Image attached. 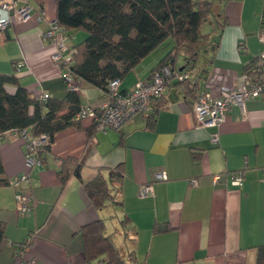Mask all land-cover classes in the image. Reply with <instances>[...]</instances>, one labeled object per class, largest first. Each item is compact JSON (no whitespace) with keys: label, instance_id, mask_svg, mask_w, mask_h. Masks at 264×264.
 Wrapping results in <instances>:
<instances>
[{"label":"crops","instance_id":"0c3cea01","mask_svg":"<svg viewBox=\"0 0 264 264\" xmlns=\"http://www.w3.org/2000/svg\"><path fill=\"white\" fill-rule=\"evenodd\" d=\"M32 2L36 10L0 29V72L16 75L35 96L48 92L52 98H63L69 87L52 59L55 47L45 37L57 17L56 0L43 1L41 20L40 5ZM214 8L224 24L212 23L217 46L205 48L198 62L188 67L183 55L177 59L195 87L193 94L186 93V81L175 80L151 110L134 115L119 130H98L90 144L84 129L70 126L59 131L44 153V165L31 171L27 190L35 206L29 214L18 213L17 190L0 185V222L5 230L0 264H20L17 246L29 239L25 257L36 258L35 264H86L80 230L98 219L106 223V233L126 260L130 253L135 255L128 264L256 263V247L264 244V98L248 100L244 110L233 106L217 128L197 127L193 106L202 90L245 85L248 65L263 47L258 35L264 26V0H226ZM86 36L78 32L70 42L75 45ZM171 44H162L144 58L122 79L121 88L148 79ZM19 60L25 66L17 71ZM7 89L14 92L16 87ZM78 94L81 106L98 105L107 91L81 81ZM93 123L82 120L86 128ZM216 131L218 144L211 140ZM86 150L81 177L72 175L63 185L58 174L63 161L79 158ZM25 151L15 130L0 139L3 178L28 170ZM121 163L125 175L116 197L121 203L96 208L85 183L100 170L107 176L109 168ZM238 170L245 171L244 182L234 186L231 173ZM158 172L166 178L156 179ZM145 183L153 185L154 194L140 197L139 187Z\"/></svg>","mask_w":264,"mask_h":264},{"label":"trees","instance_id":"16d2710c","mask_svg":"<svg viewBox=\"0 0 264 264\" xmlns=\"http://www.w3.org/2000/svg\"><path fill=\"white\" fill-rule=\"evenodd\" d=\"M35 1L43 11L44 0ZM223 1L226 0H56V20L70 38L81 31L87 34L84 40L72 45L75 76L107 90L110 80H122L164 43L172 44L153 72L164 65H177L180 55H183L186 67L196 64L205 48L218 44V36L213 30L204 32V26L213 22L221 27L224 25L221 14L214 8L217 2ZM249 68L250 64L247 72ZM188 79L184 80L185 90L190 95L195 87L187 82ZM8 85H14L15 91L9 92ZM80 108L78 91L69 89L63 98L50 97L42 101L24 87L16 75L0 72V137L8 131L29 128L36 136L48 134L52 144L59 131L74 126L87 131L90 144L98 131L97 124L84 127L82 120L76 117ZM87 152L79 158L63 161L58 172L63 185L72 175L81 177ZM3 173L0 155V185L8 184ZM105 173L100 170L93 180L85 183L86 191L98 209L109 203H121L116 197L118 185L125 175L124 164L109 168L107 176ZM106 230V223L101 219L81 228L86 264L135 261L132 253L126 260ZM4 238V224L0 222V246ZM256 251L255 264H264V244L257 246Z\"/></svg>","mask_w":264,"mask_h":264},{"label":"built area","instance_id":"2783aa9c","mask_svg":"<svg viewBox=\"0 0 264 264\" xmlns=\"http://www.w3.org/2000/svg\"><path fill=\"white\" fill-rule=\"evenodd\" d=\"M35 9L32 0H0V13L5 12L6 16L0 17V29L4 30L17 17L30 14ZM36 10V9H35ZM44 12L37 8V17L43 18ZM45 37L54 45L55 51L52 54L53 61L59 66L61 75L67 83L69 89L79 91L81 80L77 78L73 71V46L67 31L58 24L57 20L50 22L49 29L45 32ZM259 41L262 44L261 52L250 62L249 71L246 74V83L242 87H235L227 84H220L216 89L202 90L198 93L193 106L196 126L200 128L219 127L226 118L233 106L237 105L245 109L246 102L252 98H264V26L260 31ZM243 48V46H241ZM25 66L23 60L15 63V68L20 71ZM188 79V74L177 65H164L152 72L146 80H138L132 88L122 89L120 78L110 80L108 84L106 99L98 105L81 106L77 113V118L84 120L92 119L97 124V129L107 132L110 129L119 130L134 115L146 113L151 110L153 103L161 98L167 87L173 81H184ZM48 92H42L37 98L45 101L50 98ZM25 145V163L28 170L17 175L8 184L16 191V207L19 214H29L34 210L35 202L32 194L27 190L31 182V171L44 165V153L47 146L51 144L50 136L42 134L34 135L29 128L17 130ZM2 137H0L1 139ZM211 140L214 144L220 141L219 132L212 133ZM262 180L264 181V167L262 168ZM245 171L238 170L231 173V183L234 186H241L244 182ZM156 179H164V172L155 174ZM214 181H219V175L214 176ZM192 184H197V180H192ZM154 194L151 183L140 185L138 195L147 197ZM31 246V240L20 243L16 249V256L20 264H35L36 258L26 259L25 254Z\"/></svg>","mask_w":264,"mask_h":264},{"label":"rangeland","instance_id":"374dc122","mask_svg":"<svg viewBox=\"0 0 264 264\" xmlns=\"http://www.w3.org/2000/svg\"><path fill=\"white\" fill-rule=\"evenodd\" d=\"M215 25V24H214ZM212 24L211 23H209V25H205L204 26V32H207V31H210L211 29H212ZM73 40H74V38H73ZM74 43H79V42H74Z\"/></svg>","mask_w":264,"mask_h":264}]
</instances>
